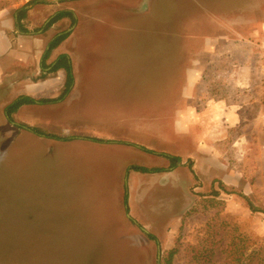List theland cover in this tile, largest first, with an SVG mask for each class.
Listing matches in <instances>:
<instances>
[{
	"label": "rangeland",
	"instance_id": "1",
	"mask_svg": "<svg viewBox=\"0 0 264 264\" xmlns=\"http://www.w3.org/2000/svg\"><path fill=\"white\" fill-rule=\"evenodd\" d=\"M63 6L78 87L1 126L0 264H264V213L238 194L264 208V0ZM218 100L241 122L172 173L180 109Z\"/></svg>",
	"mask_w": 264,
	"mask_h": 264
},
{
	"label": "crops",
	"instance_id": "2",
	"mask_svg": "<svg viewBox=\"0 0 264 264\" xmlns=\"http://www.w3.org/2000/svg\"><path fill=\"white\" fill-rule=\"evenodd\" d=\"M23 10L25 15L19 19V14ZM69 11L73 13L75 23L70 29L61 30V25L65 26L68 20L72 24V19L64 16L55 22L52 20L58 14ZM80 17V11L63 6V0L41 1L36 5L20 8L0 5V131L3 123L9 120L7 106L14 104L18 98L54 99L65 89L66 70L53 69L61 55L69 56L75 70L74 77L77 75L74 62L79 60V47L75 41L71 46L70 34L52 49L48 56L45 57V53L50 50V44L58 36L73 31ZM207 51L212 55L213 48ZM152 57L161 64L162 57L160 60L157 54ZM191 68L189 67L188 70ZM198 73H202L201 70L198 69ZM74 82L76 85L71 88L73 95L70 93L71 95L66 97L70 101L78 87V79ZM183 104L187 103L183 100ZM38 105L42 104L20 106L12 112V119L24 108L29 110L31 119L35 116ZM190 105H184L185 107L180 109L179 131L171 134L174 146L178 149L176 156L191 157L194 152H205L210 148L212 141L220 139L221 135L226 136V132L236 127L242 120L239 110L230 108L225 100L209 102L200 112ZM179 167H174L172 173Z\"/></svg>",
	"mask_w": 264,
	"mask_h": 264
},
{
	"label": "trees",
	"instance_id": "3",
	"mask_svg": "<svg viewBox=\"0 0 264 264\" xmlns=\"http://www.w3.org/2000/svg\"><path fill=\"white\" fill-rule=\"evenodd\" d=\"M25 15V11H21L19 14V19L22 18ZM64 16H68L72 19L73 23L75 22V18L73 16V13L71 11L69 12H63L61 14H58L53 20L52 22H55L56 20H58L61 17ZM68 33L67 34H62L60 36H58L55 40H53V42L50 44V50H48L45 53V57L48 56V54L50 53V51L52 49H54L57 45H59L64 39H66L68 37ZM60 68H64L66 70V82H65V89L63 91V93L61 94V96H59L58 98H54V99H33L31 97H20L18 98L14 104L7 106L6 108V112L7 115L9 116V119L12 121V112L16 111L20 106L24 105V104H35V103H39V104H44V103H53V102H58L60 100H62L71 90L73 84H74V74H73V67H72V63L70 61V58L68 55H61L58 60L57 63L55 65V67L53 68L54 70L60 69ZM93 141H102L100 139L97 138H91ZM164 156L170 160V167L174 168L177 166V164L181 161V157L180 156H174V155H169V154H164ZM135 170L143 172V173H155V172H160V171H167L166 168H146V167H142V166H136L134 167ZM221 182V181H219ZM222 184V183H221ZM229 191L234 192V193H238L236 192V190L234 188H231ZM215 195H218L219 192L218 191H214ZM241 197H243L247 203L249 208L254 211V212H261L264 213V208L263 207H257L253 201L243 192H239L238 193ZM128 195H126V199ZM128 202V201H127ZM128 208V207H127ZM128 210V209H127Z\"/></svg>",
	"mask_w": 264,
	"mask_h": 264
},
{
	"label": "water",
	"instance_id": "4",
	"mask_svg": "<svg viewBox=\"0 0 264 264\" xmlns=\"http://www.w3.org/2000/svg\"><path fill=\"white\" fill-rule=\"evenodd\" d=\"M129 218H131V215L130 214H128L127 215ZM132 219V218H131ZM134 221V220H133ZM142 230L145 232V233H148V231L146 230V229H144V228H142ZM160 257H161V250H160V247H159V254H158V259H160Z\"/></svg>",
	"mask_w": 264,
	"mask_h": 264
},
{
	"label": "flooded vegetation",
	"instance_id": "5",
	"mask_svg": "<svg viewBox=\"0 0 264 264\" xmlns=\"http://www.w3.org/2000/svg\"><path fill=\"white\" fill-rule=\"evenodd\" d=\"M75 23V22H74ZM74 23H73V25H74ZM70 32V31H69ZM69 32H68V34H69ZM63 34H66V33H63ZM62 35V34H61ZM10 120V119H9ZM11 121V120H10Z\"/></svg>",
	"mask_w": 264,
	"mask_h": 264
}]
</instances>
